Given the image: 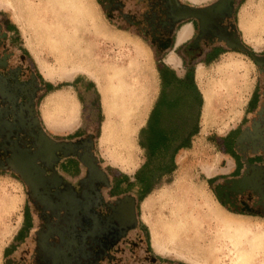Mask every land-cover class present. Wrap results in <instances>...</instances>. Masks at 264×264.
Returning <instances> with one entry per match:
<instances>
[{"label":"rangeland","instance_id":"374dc122","mask_svg":"<svg viewBox=\"0 0 264 264\" xmlns=\"http://www.w3.org/2000/svg\"><path fill=\"white\" fill-rule=\"evenodd\" d=\"M75 1L0 0V23H13L28 51L23 53L25 57H15L13 61L21 64L33 75L40 71L46 78L45 73H49L50 77L47 78L56 86H67L82 72L95 73L97 78L107 81L108 74L115 70L106 67H118L115 61L121 57L123 51L131 55L133 49H138L141 53V64L147 69H150L151 63L153 65L151 50L157 59L161 58L163 48L158 44L153 43L152 46L114 27L113 23L123 22L118 19L110 20L98 0H83L89 5L88 11L82 6L76 7ZM213 1L215 0H202V3ZM250 1L243 11L241 27L246 39L260 48L264 45V0ZM122 27L125 28L123 24ZM122 27L118 28L123 29ZM117 42L124 45L120 47ZM6 43L9 46V42ZM1 48L13 50L6 46ZM64 48L66 55L63 53ZM90 52L97 58L101 56L108 60L100 63V66L92 65L84 58L91 56L88 54ZM79 59L82 61L79 62ZM9 60L12 62V59ZM220 62L206 70L201 69L202 75L198 77L197 85L194 84L196 86L191 93L169 86L168 93L184 112L171 115L158 113L155 116L152 111L149 122L136 139L139 145L138 154L135 155L136 164L129 173L150 191L138 208L139 216L141 223L147 226L152 247L158 251L152 242L154 232L163 243L162 247H165V252L162 251L161 254L166 258L155 259L146 251L145 236L140 242L137 235L133 232L130 234L127 230L114 242L106 243L109 238L96 237L97 241H105L98 244L100 247L91 241L84 244L83 248L66 242L61 250L74 252V257L70 255V264H76L78 259V264L79 261L80 264H264V216L228 210L219 203L214 193L215 184L210 185L207 182L226 163L225 156L219 150L220 136L236 124L259 77L256 68L245 56L226 55ZM95 67L101 70H96ZM8 70V65L0 69L1 76H7ZM178 72L182 74L180 69ZM35 79L37 82L41 81L37 77ZM80 82L82 83L79 79L74 82L81 92L80 98L84 100L83 95L90 93L91 99L90 102L84 100L81 103L82 109L74 99L77 103L76 116L70 125L77 120L86 126L88 110L92 107L88 105L92 103L97 109V98L93 91H83ZM11 84L12 82L9 85ZM39 85L41 87L39 86L34 99L30 98L34 118L38 129L58 143L55 138H65L71 126L68 127L69 131L59 130L58 126L63 125L61 120L65 113L60 106L47 105L43 83ZM219 85L225 90L218 89ZM68 90L74 95L73 90ZM203 90L213 93L211 109L205 116ZM21 100H24L23 97ZM2 103L8 108L9 104ZM2 103L0 101L1 105ZM14 115L18 116V113L15 112ZM26 116V113H21V118L27 119ZM90 127L96 129V124ZM19 133L28 135L27 131L25 134ZM189 133H192L189 147L177 149ZM26 143L30 146L33 144L30 141ZM107 150L112 159L120 157L121 162L128 159V155L123 152L114 153L113 147ZM108 158L111 159L110 156ZM39 164L44 167L42 162ZM208 166L214 168L209 174L204 170ZM13 172L0 166V264H13L11 259L5 258V249L13 242L21 226L25 205L27 202L30 208L33 205L29 200L31 196L28 186L17 180ZM107 203L109 202H104L105 205ZM37 205L39 204L35 203L40 216L37 220L39 228L43 227L47 216L52 221L56 220L52 208ZM209 207L224 218L244 223L251 231L243 233L230 228L226 230L209 217ZM100 211L103 213L105 209ZM53 225L58 228L56 230H60L57 222ZM115 226H120L118 221ZM237 233L239 235L234 236ZM54 255L53 258L64 256L60 253ZM12 257L18 260L17 264H40L36 239L19 249ZM43 257L47 255L43 254ZM47 258L49 264H52L51 256Z\"/></svg>","mask_w":264,"mask_h":264},{"label":"crops","instance_id":"0c3cea01","mask_svg":"<svg viewBox=\"0 0 264 264\" xmlns=\"http://www.w3.org/2000/svg\"><path fill=\"white\" fill-rule=\"evenodd\" d=\"M98 1L110 20L118 19L123 22L122 24L125 28H123L122 24L119 22L112 24L114 27H117L119 31L130 33V35L136 39H140L152 46L153 43H155L163 48L160 59H157L155 55H153V50H151L153 65L151 63L150 69H147L146 66L141 64L139 59L143 76L140 75V77L130 78L127 82L131 84L140 81L142 84L145 81L151 82L153 88L151 90L150 105L147 111L143 112L144 114L141 113L137 115L139 111L137 109L133 110V105L128 108L123 99L121 100L124 106L123 110L126 111L124 117L127 120L126 125H129V120L131 123L130 125H132L130 145L132 159H127V161L121 162L120 157H115L114 159L104 157L106 156L105 154L109 152L107 150L109 147L115 149L113 151L114 153L120 154L122 152H127V150L123 151L121 149L125 146L119 143V139H122L121 135L123 129L119 126L120 124L118 125L120 121V118L116 115L118 108L115 111L108 109L110 114V118H108L109 121L116 124L114 130V136H116V138L110 139L108 145L101 142L102 128L107 121V114L103 106L101 87L105 90L106 100L108 101L110 99L111 88L120 89V92L122 90V85L114 83L118 77L110 78L109 76H112L110 73L108 80L102 81L97 78L95 73L82 72L80 75L76 76L75 81L78 79L82 81V83L80 82L82 84V90L86 93L93 91L96 94L97 109L94 108L92 103L91 105H88L92 107L88 110L86 126L84 123H79V121L76 120L73 125H70V132L65 138L55 139L58 143L75 144L79 148V153L88 151L92 154L97 166L106 179L105 184L102 185L100 189L105 201L114 203L119 201V199L128 200L125 204L130 207L134 206L137 217V223L131 228H128V232H133L137 235L140 242H142L145 233H148L147 239L149 243L147 242L146 251L155 259H163L166 257L152 247L147 226L141 223L138 212L140 204L150 191L146 189L147 186L145 184L138 181L129 173L130 168H133L136 164L135 155L138 154L139 147L136 140L138 134L145 124L149 122L152 111L155 116L158 115L155 104L161 92L159 69L166 66L173 70L178 78H183L187 73H190L192 74L194 84L197 85L198 70H206L220 64L222 57H225L226 55L234 54L245 56L256 68L259 77L246 101L245 108L236 120V124L220 136V142H218L219 150L220 153L225 156L226 163L220 166V171L213 175V177H218V181L216 182L218 187H229L233 194H236V199H239V192L237 191H239V189H244L245 186L247 187L250 182L254 184L258 180V170L261 168L264 169V133H261V131H264V74L261 73L259 64L254 61L249 53L239 49L229 48L226 42L221 38V35L225 33L229 38H238L240 42L257 57L262 56L264 58V45L259 48L250 43L248 39H246L241 27V21H243L242 17H244L243 11L246 8V5L251 2L250 0H231L226 9L221 13V17H217L214 19L213 23L206 25L201 24L197 18L180 19L178 17L177 7L205 8L213 5L218 0L205 4L202 3V0H190L188 2L183 0ZM118 27H122L123 29ZM0 35L7 36L5 39H2L3 47L6 46L13 49L6 50L10 56L9 59H12V62H10V60L7 62V65L9 66L8 73L20 69L21 72H19V75L21 78L19 79V82H23L21 84L29 89L31 87L29 86V76L32 75V73L22 67L21 64L13 61L15 57H25L23 53L28 52L18 34L17 27L10 22H1ZM6 41L9 42V46ZM3 50L4 49H0V52H4ZM19 53H21V55ZM171 57L173 58V61L171 60L172 62L169 61V58ZM116 67H111V69H115ZM132 68L136 71L134 67H131V69ZM179 69L182 74H179ZM128 72L130 73L131 71L128 70ZM35 75L38 80H41L39 81V84L43 83L45 88L44 98L46 100H51V98L57 99L59 96L65 97L66 95L73 100L75 99L80 108L82 107L81 103H83L84 100L90 102V93L87 96L83 95L84 100L80 98L81 92L79 87L75 86V81H73L71 85L57 87L58 85H54L51 79L49 80L47 77H43L40 71H37ZM196 85H194V88ZM49 86H52L51 90H49ZM68 88L74 91L75 96L68 90ZM168 89L169 87L167 90ZM122 104H120V99L118 97V105L121 107ZM130 115L132 118H128ZM41 120L44 123L43 118H41ZM93 124H96L97 134H95L96 129L90 127ZM58 127L59 130H68V128H63L64 125ZM44 144V155L51 158L53 145L51 142H44ZM104 160L107 162L103 163L102 161ZM212 170H214V168H212ZM51 171V174L54 175L55 178L72 184L78 180L81 181L86 179L88 174L87 168L82 164L77 155H58V159L53 163ZM36 180H39V177L35 179V182ZM26 206L23 216V218L26 217V219L25 221L24 219L22 220L21 226L23 221L25 225L29 223L28 225L30 226L29 228L27 226L26 231L23 233V237L14 248L15 251L8 256V258L13 261V264H17L16 262L18 260L12 256L19 249L26 247V244L31 243V241L34 240L35 234L39 231L37 214H35L33 207H29L28 202ZM126 238L127 237H125V239ZM148 244L151 252L148 250Z\"/></svg>","mask_w":264,"mask_h":264},{"label":"flooded vegetation","instance_id":"af4514ba","mask_svg":"<svg viewBox=\"0 0 264 264\" xmlns=\"http://www.w3.org/2000/svg\"><path fill=\"white\" fill-rule=\"evenodd\" d=\"M4 37L5 35H0V47H3L2 39ZM6 50L7 49H4V52H0V69L7 67V62L10 58L7 52L8 50ZM257 58L260 66L259 69L261 73L264 74V58L262 56H258ZM19 72H21V70L16 69L7 76H1L0 74V101L1 103L3 101L9 104V106H7L8 108H6L4 103H2V105L0 104V123H4L8 128V130L6 129L2 132L3 134L0 132V166L3 169L9 168L12 172L16 171L13 167L14 164H8L6 159L10 157V148L12 149L15 147L14 142L17 143L19 149L25 150L27 154H32L37 151V149L26 142L30 141L34 143L32 135L38 136L39 134L38 123L34 118V111L30 98L34 99L40 85L35 79L36 76L32 74L29 76V86L31 87L29 89L26 88L25 85L21 84L23 82H19ZM10 82H12L11 85H9ZM22 97L24 100H21ZM15 112L18 113V116L14 115ZM22 112L26 113L27 119H25V117L21 118ZM8 113H11V115H8ZM26 131L28 135L23 136L19 133H26ZM261 133H264V131H261ZM7 134L8 139L5 140ZM58 155H61V153H55V155L51 157V166L57 161ZM39 162L40 161H37V165L40 167L39 170L44 171L42 178L47 180L45 185L48 188H39L36 194H33L32 191L29 190L30 196L32 197H30L29 200L33 203L32 207L35 214H37V218L40 216L38 215L39 211L36 209L35 203H38L40 206L52 208L56 215V220L52 221L50 220L51 217L47 216V221H44L43 227H40L39 231L34 236L40 254L38 263L49 264L47 257L51 256L52 264L53 260L56 264H70L72 261L71 258L74 257V252H63L64 250H61L66 242L71 246H78L79 248H83L84 244H87L88 241L95 242V246H99V243H105L103 240L98 239L99 241H97L96 237L98 236L100 239L105 237L109 238L106 243L109 241L114 242L119 238L122 232L129 230L128 228H131L137 223L134 206L130 207L125 204L128 200L119 199V201L114 203L109 202L106 205L104 204L106 201L100 190L102 185L106 182L104 176L95 181L84 179L81 181L78 180L73 184L66 183L63 180L55 178V176L51 174L52 167H46L45 163H43L44 167H42ZM259 170L264 177V169L261 168ZM13 174L20 179V175L17 172H13ZM20 180L25 184L22 179ZM53 184L58 186L57 193L55 189L49 187ZM214 188L216 197L228 210L241 214L246 213L249 215L264 216V180L258 179L254 184L250 182L244 189H239V191H237L239 192V199H236V194L234 195L229 187L221 188L215 183ZM63 193H65L68 198L61 201L58 196H60V194L63 195ZM103 208L105 211L102 213L100 210ZM116 221L119 222L120 226H115ZM55 222H57V226L62 227V229L59 227L60 230H56L58 228H55L53 225ZM86 224L88 225L86 226ZM59 250L62 252H59ZM57 252L64 256L59 255V258L58 256L53 258L54 254H58ZM43 254L47 255V257H43ZM70 255H72V257ZM78 260H76V264H78Z\"/></svg>","mask_w":264,"mask_h":264},{"label":"bare ground","instance_id":"6f19581e","mask_svg":"<svg viewBox=\"0 0 264 264\" xmlns=\"http://www.w3.org/2000/svg\"><path fill=\"white\" fill-rule=\"evenodd\" d=\"M75 6L76 7L82 6L83 8L86 9V11H88L87 9L89 7V5L85 2H83V0H76ZM116 44L120 47H122L124 45V43H120V42H117ZM93 48L98 49V47H93ZM96 49H95V51H96ZM100 52L104 53L103 51H100ZM63 53L66 55V48L63 49ZM88 54H91V56H88V57L85 56L84 58L86 60H88L89 63L92 65L100 66L101 65L100 63H103V62L108 60V59H104V57H101V56H99L97 58L95 56V54L92 52H90ZM139 59H141V53L139 52L138 49H133V52L131 55L128 54V52L123 51L121 54V57L115 61V63L118 64V67L115 69H111V70H115L114 72L110 73L112 76H109L110 74H108V76L110 78H117L118 77L114 83H118L117 85H119V84L122 85V90L119 92L120 89L111 88L110 99L107 101L105 90L102 89V87H101L103 106H104L106 114H107V121L104 123L103 128H102L101 142L105 145H108L110 143V139L116 138V136H114L115 135L114 130H115L116 124L109 121L108 118H110V114L108 112V109L115 111L118 108L116 115H117V117L120 118V121H121V122L119 121L118 125L120 124L119 126L121 127V129H123V133L121 135L122 139H119V143L125 146V147H122L121 149L123 151L127 150V152H125L124 154L128 155V159H132V154L130 152V149H131V146H130L131 145V132H132L131 127H132V125H130L131 124L130 120H129V125L128 126L126 125L127 120L124 118L126 111L123 110L124 106H123L121 100L123 99V101L125 102L126 106H128V108H130V106L133 105L132 106V107H134L133 110L137 109L139 111L137 113V115H139L141 113L144 114L143 112L147 111V109L149 108L151 90L153 88L152 83L147 82V81H145L143 84L141 83V81L135 82L133 84L127 83L130 78L140 77V75L143 76V73H142L143 71H142V67L140 66ZM171 60L173 61L172 57L169 58L170 62H172ZM80 61H82V60L79 59V62ZM131 67H134L136 69V71H134L133 68L131 69ZM106 68H111V66L109 65ZM96 70H101V69L96 68ZM128 70L131 72L129 73ZM104 71H106V69H104ZM197 74H198V77L200 78V76L202 75V72L200 70H198ZM45 75L47 77H50L49 73H45ZM217 88L221 89V90L222 89L225 90V88L221 87L220 85ZM118 92H119V96H118ZM202 96H203V101H204L203 114L205 116L209 112V110L211 109L212 102H213V93H212V91L203 90ZM118 97L120 99V104H122L121 107L118 105ZM46 103L49 106L51 104L52 106H60L62 108V112L65 113V115H63L64 118H62V120H61L62 124L64 125L63 128L64 129L68 128V127L70 128V123H72L74 121L75 116H76V104L77 103L75 102V100H73V99H71L65 95V97L59 96V97H57V99L56 98H54V99L51 98V100L47 99ZM120 112H122L123 114ZM140 116H142V115H140ZM128 118H132V116L130 115V116H128ZM57 121L61 123V121H59V119ZM106 155H108V157L110 156V158L112 159L109 152H107ZM212 168L213 167H210V166L205 167V169H204L205 173L209 174L211 172ZM208 211H209V215H210L209 217H211V219L214 222H216L219 226L225 228L226 230L230 228V229H234L235 232H240L239 230H241V231H243V233H247V232L251 231L250 229H248L244 225V223H242V222L240 223L238 221L233 222L227 218H224L222 216V214H219L218 212H216L214 209H212L210 207H209ZM236 235H239V233L235 234L234 236H236ZM152 242L158 251L165 252V249H164L165 247L164 246L162 247L163 243L160 241V239H158V237L156 236V233H154V232L152 233Z\"/></svg>","mask_w":264,"mask_h":264},{"label":"water","instance_id":"95a60500","mask_svg":"<svg viewBox=\"0 0 264 264\" xmlns=\"http://www.w3.org/2000/svg\"><path fill=\"white\" fill-rule=\"evenodd\" d=\"M231 0H218L216 3H214L211 6L205 7V8H194V7H177L178 11V17L180 19L185 18H197L201 24L206 25L214 22V19L217 17H221V13L226 9L229 2ZM221 38L226 42L227 46L231 49H239L241 51H245L249 53V55L254 59L256 63L259 64L258 58L255 54H253L251 51H249L238 38H229L228 36L223 33L221 35ZM36 119V118H35ZM4 130H8L7 126L4 125V123H0V132H3ZM38 136L32 135L34 139V143L32 144L37 151L33 152L32 154H27L25 150H21L17 147V143L14 142L15 147L10 148L11 154L8 159H6V162L8 164H14V169L16 172L20 175V177L23 179L25 184L28 186L29 190L32 191V193L36 194L39 190V188H45V182L47 180L42 178V175L44 173L43 170H39L40 167L37 165V161H40L42 163H45V166L48 168H51V158L46 157L43 151L45 148L44 142H51L53 145L52 153L55 155V153H61L65 156L67 155H77L79 157V160L82 162V164L87 168L88 174L87 178L85 180L89 181H95L103 177L102 171L97 166L95 159L93 158L92 154L88 151H84L82 153L78 152V147L75 144H69V143H55L53 140L48 138L44 132L40 129H38ZM40 138V140H39ZM8 139V134L6 135L5 140ZM50 163V164H49ZM32 169V170H31ZM39 177V180L35 179ZM50 188L55 189L56 193L58 192V186L56 184L50 185ZM55 193V194H56ZM58 198L61 199V201L65 198H68L65 193L60 194ZM53 264H56V262L53 260Z\"/></svg>","mask_w":264,"mask_h":264},{"label":"trees","instance_id":"16d2710c","mask_svg":"<svg viewBox=\"0 0 264 264\" xmlns=\"http://www.w3.org/2000/svg\"><path fill=\"white\" fill-rule=\"evenodd\" d=\"M159 74H160V79H161V92H160L159 97L157 99V102L155 104L157 112L160 113V114H163V115H171V114H181V113H183L184 112L183 108L168 93L167 88L169 86L173 85V86H176L177 88H179L181 90H185L186 92L191 93V90L194 88V82H193L192 74L187 73L183 78H178L175 75L174 71L169 69L166 66H163L162 68L159 69ZM60 86H63V85H58L57 87H60ZM48 88H49V90H51L52 86H49ZM191 136H192V133H190L188 135V137L186 139H184L178 145L177 149H182V148L189 147V141H190V137ZM258 171H259L258 179L264 180V177L261 175L260 170H258ZM15 178L21 182V180H20V179H22L21 177H20V179L18 178V176H16ZM22 181H23V179H22ZM217 181H218V177H212V178L207 179V182L210 185H214ZM218 201H219V199H218ZM219 203L221 205L225 206L220 201H219ZM26 207L27 206L25 205L24 211L26 210ZM23 219L25 221L26 217H24ZM24 221H23V224H22L21 228L16 233V235H15V237L13 239V242L8 247H6V249H5V258H8L9 254H11L13 251H15L14 248L16 247V245L20 241V239L23 237V235H24L23 233L26 231L27 226L29 228V226H30V225H28L29 223L25 225ZM144 236H145V239L148 242V239H147L148 238V233L147 234L145 233ZM148 250L151 252L149 244H148Z\"/></svg>","mask_w":264,"mask_h":264}]
</instances>
